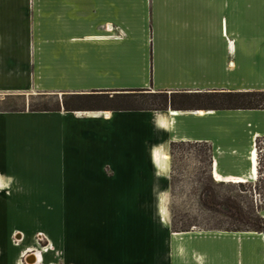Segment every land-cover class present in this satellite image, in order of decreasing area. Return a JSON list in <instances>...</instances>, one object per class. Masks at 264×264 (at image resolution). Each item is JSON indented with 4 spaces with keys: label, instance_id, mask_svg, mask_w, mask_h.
<instances>
[{
    "label": "crops",
    "instance_id": "obj_1",
    "mask_svg": "<svg viewBox=\"0 0 264 264\" xmlns=\"http://www.w3.org/2000/svg\"><path fill=\"white\" fill-rule=\"evenodd\" d=\"M138 90L264 92V0H0V102L24 98L0 110V221L37 227L47 264H264V232L177 233L167 211L171 144L254 182L264 110L29 111Z\"/></svg>",
    "mask_w": 264,
    "mask_h": 264
},
{
    "label": "rangeland",
    "instance_id": "obj_2",
    "mask_svg": "<svg viewBox=\"0 0 264 264\" xmlns=\"http://www.w3.org/2000/svg\"><path fill=\"white\" fill-rule=\"evenodd\" d=\"M23 99L15 97L0 102V110L23 109ZM54 102L53 99L36 97L33 106L53 107ZM256 148L258 168L255 178L251 179L254 182L243 179L245 184L239 188L238 184L229 183L221 178L216 180L214 175L211 176L210 153L207 145L176 144L172 146L170 149L171 188L167 197V211L172 226L176 230L191 231H211L229 227L227 219L207 213L201 208V196L204 189L212 191L218 201L232 198L244 209L264 208V139L256 141ZM1 185L0 181V187ZM22 232L27 235L26 238ZM28 234L32 235L28 236ZM46 241L37 227L36 230H30L27 223L0 221V264H33L31 257L26 258L31 254L36 255L35 253L40 255L39 264H47L43 258V254L47 252L44 247ZM31 243L35 244L33 251L31 248L28 249Z\"/></svg>",
    "mask_w": 264,
    "mask_h": 264
},
{
    "label": "trees",
    "instance_id": "obj_3",
    "mask_svg": "<svg viewBox=\"0 0 264 264\" xmlns=\"http://www.w3.org/2000/svg\"><path fill=\"white\" fill-rule=\"evenodd\" d=\"M66 112L73 111H235L264 110V92L250 93H149L145 90L122 91L119 93H95L73 96L69 100L56 102L53 107L29 106L30 112ZM18 111V110H12ZM176 144H171L174 146ZM210 153V149H209ZM211 162V158H210ZM243 187L244 182L232 183ZM201 208L210 214H216L228 220V228L211 230L221 232H264V221L260 213L264 208L244 209L232 198L218 201L215 194L204 189L201 196ZM223 221V220H220ZM225 223V221H223ZM173 232L184 233L191 230H176L171 223Z\"/></svg>",
    "mask_w": 264,
    "mask_h": 264
},
{
    "label": "bare ground",
    "instance_id": "obj_4",
    "mask_svg": "<svg viewBox=\"0 0 264 264\" xmlns=\"http://www.w3.org/2000/svg\"><path fill=\"white\" fill-rule=\"evenodd\" d=\"M199 114L200 115H203V113H201V112H199ZM254 156H255V158H256V153L254 152ZM165 159H166V157H165ZM256 160V159H255ZM255 172V174H256V170L254 171ZM214 178L216 179V180H218V179H220V177L217 175V174H214ZM229 181V183H238L239 181L238 180H235V179H233V180H228ZM36 254V253H35ZM36 257H37V263H39V256L36 254ZM33 262H35L36 261V259H35V257H32V259H31Z\"/></svg>",
    "mask_w": 264,
    "mask_h": 264
},
{
    "label": "water",
    "instance_id": "obj_5",
    "mask_svg": "<svg viewBox=\"0 0 264 264\" xmlns=\"http://www.w3.org/2000/svg\"><path fill=\"white\" fill-rule=\"evenodd\" d=\"M28 257H31V258H32V257H35L36 261L33 262V264H36V263H37L38 260H37L36 255H34V254L28 255L26 259H28ZM28 261H29V260H28Z\"/></svg>",
    "mask_w": 264,
    "mask_h": 264
},
{
    "label": "flooded vegetation",
    "instance_id": "obj_6",
    "mask_svg": "<svg viewBox=\"0 0 264 264\" xmlns=\"http://www.w3.org/2000/svg\"><path fill=\"white\" fill-rule=\"evenodd\" d=\"M37 254V253H36Z\"/></svg>",
    "mask_w": 264,
    "mask_h": 264
}]
</instances>
